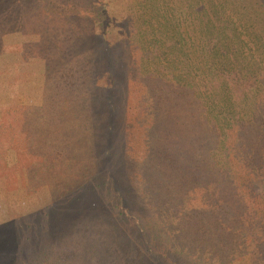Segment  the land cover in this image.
Masks as SVG:
<instances>
[{
	"label": "trees",
	"instance_id": "trees-1",
	"mask_svg": "<svg viewBox=\"0 0 264 264\" xmlns=\"http://www.w3.org/2000/svg\"><path fill=\"white\" fill-rule=\"evenodd\" d=\"M0 3V10L6 9L1 19L16 17L10 18L15 22H0V34L23 24L26 0ZM74 6L80 10L84 0ZM129 6L122 15L121 42L110 39L122 48L121 58L111 63L95 55L93 63L81 43V56L70 59L50 84L49 99L65 97L69 103L48 104L42 113L80 116L104 128L102 141H90L87 148L100 145L89 168L106 178L119 174L131 181L128 192L143 205L128 203L124 209L119 198L126 190L115 185L111 189L118 196L119 214L137 212L144 219L142 213H152L157 230L150 229L165 234L184 264H264V0H133ZM110 17L106 13V20ZM94 23L89 46L105 52L95 38L100 34L104 39L102 26L108 25ZM71 32L65 31L68 37ZM65 55L61 52V60ZM95 64L104 69L93 71ZM97 73L104 80L99 88ZM15 105L19 110L10 109L11 102L0 107V165L11 147L27 150L29 110ZM16 112L20 132L14 141ZM66 116L56 123L62 132L58 155L35 171L38 183L48 177L76 178L79 164L87 161L81 139L86 132L79 131L76 121L66 122ZM67 141L73 157L66 153ZM124 145L128 152H122ZM55 157L62 159L60 171L59 165L54 168ZM28 169L24 167L26 175ZM0 177L7 180V173ZM76 189L67 190L75 199L82 194V188ZM98 202L91 201L90 208H108ZM39 221V216L10 218L5 223L11 229L0 225V264H33L28 249L59 235L61 225L53 220L44 234ZM72 237L81 246L87 244L78 231ZM59 249L50 247L53 260L60 257ZM44 256L35 257L41 258L38 264H51Z\"/></svg>",
	"mask_w": 264,
	"mask_h": 264
},
{
	"label": "rangeland",
	"instance_id": "rangeland-1",
	"mask_svg": "<svg viewBox=\"0 0 264 264\" xmlns=\"http://www.w3.org/2000/svg\"><path fill=\"white\" fill-rule=\"evenodd\" d=\"M76 1L26 0L25 9L28 12L23 19L21 18L23 24H14L13 28L5 29L0 34V107L11 102L10 109L14 111L19 110L18 105L12 108L14 103L25 105L29 110L25 115L26 121L29 122L26 129L27 150L19 151L17 147H11L7 150L5 163L2 162L3 165H0V174L7 173V180L0 177L2 181H0V225L6 224L5 221H9L10 218L29 220L32 216H39V222L43 225L45 234L48 228L52 227L53 220L61 221L57 230L59 235L56 232L51 235V239L45 238L36 245L33 243L32 247L36 249H28L27 254L32 258L33 264H38L41 260V258H35L36 256L44 255L45 259H50L51 264H56L58 261L65 264H184L176 257V249L171 248L168 238L159 229L160 236L158 235L154 215L151 217L152 213L146 215L142 213L144 219L136 215L137 212L128 211L126 212L128 216L119 214L121 210L117 207L118 196L111 189L115 185H123L126 190V194H121L119 198L120 205L124 209L128 203L140 207L143 205L141 203L139 205L134 194L128 192L131 189L129 185L131 181L119 174L106 178V175L98 174L89 168L93 163L92 153L96 155L100 149V145H92V151L87 150L89 143L91 141V144H97V140L102 141V136L106 133L104 128L102 130L97 127L94 121L91 123L90 119L80 116H77V119L71 118V115L58 116H66L64 120L69 118L66 121L68 123L76 121L79 131L86 132L85 139L84 137L81 139L86 148L83 155L85 154L87 161L79 164L76 178H73L71 174V177L66 176L60 180L57 176L56 180L59 182L52 177L44 178L47 181L40 182L41 184L36 181L35 171L47 160L51 161L53 156H57V151L61 147L59 134L62 132L56 125L58 117L46 116L42 113V107H47L48 104L59 106L60 103H69L65 97L50 100L49 89H53L50 84L58 78V73L66 68L70 59L75 60L81 56L82 51L79 49L84 48L80 47L81 43L85 44L87 50L84 55H88L86 56L88 60L93 59V63L96 62L95 55L103 56L111 63L116 58L117 60L121 58L122 48L113 46L111 40L121 42L122 25H124L122 15L133 0H84V7L80 10L74 6ZM103 3L107 11L102 15L100 12H102ZM16 9L15 6L14 10ZM106 13L111 16L109 20H106ZM10 18L6 21L15 22ZM6 21L0 18V22L7 23ZM92 21L95 22L94 24L99 21L103 25H108L102 26L104 39L100 37V34L95 38L98 43L105 45V52L96 50L99 47L89 46L88 37ZM92 30L96 33L94 29ZM65 31L69 33L72 31L69 37ZM61 52L66 54L62 60L59 56ZM99 65L95 64L93 71L96 67L104 69ZM96 76L98 81L96 85L99 88L104 80H98L99 73ZM123 81H121L122 84ZM19 117L16 112L12 119V125H15L14 141L17 140L15 134L20 132ZM117 118H120V112ZM116 140H114L115 146ZM69 146L68 142L66 153H69L68 157L70 155L73 157L75 151ZM2 150L3 148H0V152ZM122 152H128L125 145ZM68 157L65 155L60 159ZM62 159L55 157L53 162L56 164L54 168L60 166L59 171ZM109 163L111 165L113 162L109 161ZM25 166L29 168L27 175L24 172ZM97 181L99 183H96ZM46 182L49 183L48 186L44 185ZM89 186L96 187V192L94 189L90 192ZM75 187L77 191L80 190L78 188H82V194H79L77 199L72 192L71 195L67 192ZM87 191L91 197L87 196L88 194L85 193ZM91 201H99L98 205L106 202L108 208L103 210L97 209L100 206H95L91 209L89 205ZM67 217H69L68 222ZM135 224L140 231L136 229ZM12 227L11 224L5 225L6 230ZM151 227L156 230H151ZM77 231L79 237H85L86 245H79L77 237H72V233ZM53 245L56 248L60 246L59 251L57 250L60 252V257L53 253L55 260L49 251ZM66 246L69 248L61 249ZM44 249L47 253H44ZM36 251L38 253L35 256ZM66 258L68 262L65 261Z\"/></svg>",
	"mask_w": 264,
	"mask_h": 264
}]
</instances>
